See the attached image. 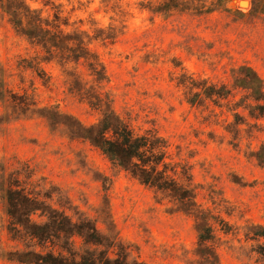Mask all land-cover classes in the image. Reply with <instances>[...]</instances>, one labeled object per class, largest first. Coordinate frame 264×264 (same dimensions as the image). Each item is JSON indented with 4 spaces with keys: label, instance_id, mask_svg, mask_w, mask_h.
Masks as SVG:
<instances>
[{
    "label": "rangeland",
    "instance_id": "rangeland-1",
    "mask_svg": "<svg viewBox=\"0 0 264 264\" xmlns=\"http://www.w3.org/2000/svg\"><path fill=\"white\" fill-rule=\"evenodd\" d=\"M246 69L264 95V0H0V264L26 249L11 183L131 262L264 264V96ZM111 113L166 142L189 201L93 145Z\"/></svg>",
    "mask_w": 264,
    "mask_h": 264
},
{
    "label": "trees",
    "instance_id": "trees-1",
    "mask_svg": "<svg viewBox=\"0 0 264 264\" xmlns=\"http://www.w3.org/2000/svg\"><path fill=\"white\" fill-rule=\"evenodd\" d=\"M246 70L242 81L257 91L259 98L263 97L260 79L252 70ZM256 108L259 114H264V106ZM85 134L113 163L125 168L142 184L179 195L182 201L191 199L192 190L185 185L190 183L191 174L185 167L179 172V164L166 163L167 146L162 138L135 133L113 113L106 115L98 127L85 129ZM6 202L9 235L26 247L12 253V258L20 263L143 264L129 261L124 248L103 235L94 221L74 220L39 194L28 193L16 183L8 185Z\"/></svg>",
    "mask_w": 264,
    "mask_h": 264
}]
</instances>
